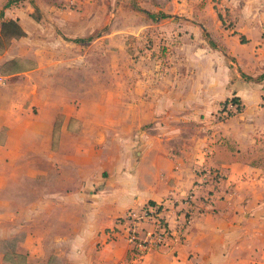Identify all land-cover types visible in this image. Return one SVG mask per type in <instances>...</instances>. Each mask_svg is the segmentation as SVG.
<instances>
[{"label":"crops","instance_id":"0c3cea01","mask_svg":"<svg viewBox=\"0 0 264 264\" xmlns=\"http://www.w3.org/2000/svg\"><path fill=\"white\" fill-rule=\"evenodd\" d=\"M156 1L149 13L175 20V41L155 70L105 71L103 56L52 54L23 56L33 68L4 75L15 57L5 56L9 48L0 55V78L12 79L0 88V264H47L51 255L60 264H120L129 247L108 242L105 230L150 201H166L177 228L198 165L225 175L221 196L198 200L182 242L142 264H264V0ZM234 43L255 52L242 56ZM232 97L241 113L219 121ZM11 254L25 262L6 260Z\"/></svg>","mask_w":264,"mask_h":264},{"label":"rangeland","instance_id":"374dc122","mask_svg":"<svg viewBox=\"0 0 264 264\" xmlns=\"http://www.w3.org/2000/svg\"><path fill=\"white\" fill-rule=\"evenodd\" d=\"M205 3L202 0L197 4L202 8ZM6 4L8 5L3 17L16 19L26 31V36L11 43L5 56H14L25 61L28 67L32 66L33 60L31 57L21 59L23 56H103L101 69L106 71L114 68L125 73L132 69L155 70L160 58L173 56L175 38L172 33L175 30L172 23L175 20L159 18L163 14L160 11L150 13L154 18L145 13L155 11V8L162 5L156 0H0V12ZM174 14L192 18L186 12L177 11ZM228 22L230 19H227V24ZM207 36L204 35V38L209 47L226 52L222 41L217 37L212 39ZM231 47L240 48L242 56H250L255 52L256 46L248 43L239 46L234 43ZM111 56H118V59L112 62ZM165 62V58L164 61L161 60V64ZM232 62L235 63L234 60ZM93 64L94 60L87 62L89 67ZM90 79L94 83V78ZM10 80L12 79L9 77L4 79L0 88ZM106 80L105 77H100V83ZM198 166L197 169L204 168ZM217 195L219 198L221 193ZM114 225L115 223L111 228ZM141 228L140 238L144 237L145 231L152 230L149 224H142ZM104 235L108 240L105 233ZM115 241H123L129 247L128 241L122 236ZM173 244L175 242L172 240H166L167 247ZM98 245L100 249L104 244ZM167 247L152 253L166 252ZM91 252L86 251L90 259L95 256ZM48 255L49 253L39 255L34 261H43ZM143 260L144 258L135 259L133 254L128 253L127 258L120 264H142ZM47 264L60 263L56 256L51 255Z\"/></svg>","mask_w":264,"mask_h":264},{"label":"built area","instance_id":"2783aa9c","mask_svg":"<svg viewBox=\"0 0 264 264\" xmlns=\"http://www.w3.org/2000/svg\"><path fill=\"white\" fill-rule=\"evenodd\" d=\"M0 83L3 84L1 78ZM235 108L236 107L230 103L227 106L220 107L216 114L217 119L228 120L237 115ZM225 178V175L220 170H209L205 168L196 170L195 181L184 200L187 207L179 212L181 222L174 230L170 227L167 230L165 228H159L156 210L145 205L138 210H128L122 216L127 219L125 224L116 223L119 218L116 219L114 226L117 228V231H113L110 236L107 234L108 240L111 238L110 241H115L119 236L126 238L129 243V250L134 249L131 254H133L135 259H143L148 253L159 251L161 248L167 247L166 240L168 239L175 242V244L181 243L185 230L197 213L196 202L198 197L203 196L202 194L205 193L206 196L205 198L203 197L202 202L205 206L211 205L214 198L222 189ZM162 216L163 214L159 215V217ZM142 224H149L152 230L145 231L144 237L140 238Z\"/></svg>","mask_w":264,"mask_h":264},{"label":"trees","instance_id":"16d2710c","mask_svg":"<svg viewBox=\"0 0 264 264\" xmlns=\"http://www.w3.org/2000/svg\"><path fill=\"white\" fill-rule=\"evenodd\" d=\"M7 5L8 4H6L4 6V9L7 7ZM4 9L0 12V55L2 53H4V51L6 49H8L10 47L11 42L13 40H19V39L24 38L26 36L25 31L23 30L21 25L16 20L4 19V17H3L4 16ZM214 10L217 14L218 20L221 22L222 27H224L226 29L228 28V26L231 27L232 24L230 22H228L229 24H227L228 14L222 13L219 10V8L217 7V5H214ZM145 13L148 15V17L154 18V16L152 14H150L148 12H145ZM159 18L164 19V18H166V16L164 14H160ZM244 39L245 38L243 36H240L241 42H244ZM33 66H34L33 62H32V66L28 67V65L26 64L25 61L18 60L15 58V59H12V60L4 63L1 67V72L4 75H13V74H16L19 72L30 70L33 68ZM229 103L236 107L235 111H236L237 115L239 113H241L242 105H241L240 100L237 97H232V98L224 101L223 103H221L220 107L227 106V105H229ZM219 121H226V120L219 119ZM202 195L203 196L198 197L199 201L200 200L203 201V197L205 198V196H206L205 193ZM146 206L154 208L156 210L155 212L158 215L159 228H165L166 230L169 229V225H168V222L166 220V214H167L169 209H168L167 205L165 204V201L159 202V203L150 201L146 204ZM161 214H163V216L159 217V215H161ZM126 222H127V219L124 217H121L117 220L116 223L125 224ZM113 231H117V228L115 226L113 229H110V228L106 229L105 234L106 235L109 234V236H110V234ZM110 239L111 238H109V240H107V241L109 242ZM133 250H129L128 253L133 252ZM5 259L6 260L17 259L22 263L25 262L24 256H19L16 254H11L10 257H9V255H6Z\"/></svg>","mask_w":264,"mask_h":264}]
</instances>
